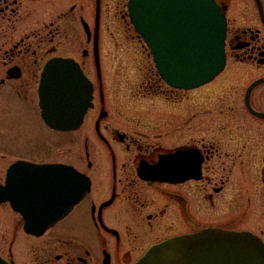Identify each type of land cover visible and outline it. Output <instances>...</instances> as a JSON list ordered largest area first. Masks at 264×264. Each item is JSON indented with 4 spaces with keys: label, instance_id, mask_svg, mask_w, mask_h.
<instances>
[{
    "label": "flooded vegetation",
    "instance_id": "flooded-vegetation-1",
    "mask_svg": "<svg viewBox=\"0 0 264 264\" xmlns=\"http://www.w3.org/2000/svg\"><path fill=\"white\" fill-rule=\"evenodd\" d=\"M215 2L226 23L224 68L179 90L153 64L135 84L141 65L115 82L103 69V34L112 35L103 22L144 47L128 0H0V199L30 190L44 166L87 183L38 233L26 230L23 200L0 201L2 261L135 264L151 247L205 229L264 243V0ZM63 60L92 85L91 106L70 131L50 128L40 108L43 75ZM163 157L168 180L149 179Z\"/></svg>",
    "mask_w": 264,
    "mask_h": 264
},
{
    "label": "water",
    "instance_id": "water-1",
    "mask_svg": "<svg viewBox=\"0 0 264 264\" xmlns=\"http://www.w3.org/2000/svg\"><path fill=\"white\" fill-rule=\"evenodd\" d=\"M127 8L131 25L169 87L194 89L223 70L226 23L215 0H128ZM56 66L61 68L45 72L42 78V117L53 129L75 130L91 106L92 85L76 63L63 60ZM168 160L163 157L148 178L168 180ZM36 171L40 177L37 183L32 181L30 190L0 199L13 206L16 200L24 201L31 211L26 216L30 233L41 232L65 216L87 189L73 172L59 178L49 166ZM0 264L7 263L0 259ZM135 264H264V243L249 232L205 229L157 244Z\"/></svg>",
    "mask_w": 264,
    "mask_h": 264
},
{
    "label": "rangeland",
    "instance_id": "rangeland-1",
    "mask_svg": "<svg viewBox=\"0 0 264 264\" xmlns=\"http://www.w3.org/2000/svg\"><path fill=\"white\" fill-rule=\"evenodd\" d=\"M113 26L115 25L106 22L101 24V29L104 30L106 34L111 30L112 35L105 36L103 34L99 54L100 63L107 74L111 75L114 82L121 79L123 75H125L131 68L133 69L135 65L137 66V69L138 65H141L140 70L135 72L136 75L133 81L135 84L142 78L145 69H150L152 66V60L148 56L145 47H142L137 39H132L128 42L124 36L116 37L114 34L115 31H112ZM34 143H36L35 140L32 141V144Z\"/></svg>",
    "mask_w": 264,
    "mask_h": 264
}]
</instances>
